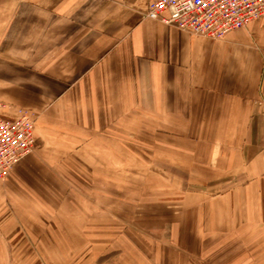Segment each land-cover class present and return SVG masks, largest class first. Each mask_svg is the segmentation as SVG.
Segmentation results:
<instances>
[{"label":"crops","instance_id":"1","mask_svg":"<svg viewBox=\"0 0 264 264\" xmlns=\"http://www.w3.org/2000/svg\"><path fill=\"white\" fill-rule=\"evenodd\" d=\"M154 1L0 0V115L36 116L34 151L0 179V264L108 246L114 264H264V17L215 40L145 18ZM141 182L166 190L157 212L178 193L174 248L131 232L77 254L107 223L74 199L130 189L134 208Z\"/></svg>","mask_w":264,"mask_h":264},{"label":"built area","instance_id":"2","mask_svg":"<svg viewBox=\"0 0 264 264\" xmlns=\"http://www.w3.org/2000/svg\"><path fill=\"white\" fill-rule=\"evenodd\" d=\"M144 17L174 25L190 35L222 40L264 17V0H155ZM34 142V115L23 110L10 118L0 115V179L34 151Z\"/></svg>","mask_w":264,"mask_h":264},{"label":"rangeland","instance_id":"3","mask_svg":"<svg viewBox=\"0 0 264 264\" xmlns=\"http://www.w3.org/2000/svg\"><path fill=\"white\" fill-rule=\"evenodd\" d=\"M35 120H36V116H35ZM165 191L166 190L162 187L149 188L147 187L146 183L141 182L140 189L137 193L139 198L137 201L132 200L135 202L136 205V207L134 208L131 205L130 189L128 191H123L124 197L126 195L128 196L127 199L124 198L122 195H119L120 197L117 200L111 198L113 195H115V193L110 190H108L107 192L112 193V195H109L108 199L100 198L97 195L99 192L96 191H93L90 194L88 192L83 195L82 194L78 195L74 199V201H76L78 203V206L81 208V210L85 212L82 213L81 215L86 216L85 219L87 220L88 218V220H91L92 222H96V223L106 222L107 228L86 230V232L88 233V235L86 236L87 243H85L82 248H79L77 250V254L84 255V253H90L91 255V253H93L95 250H99L101 248L100 246L96 245V243H99L100 239L128 238L130 237L128 234H130L131 232H134L135 234L134 233L133 234L135 236H139L142 239L156 238L157 241H159L160 243H164L163 245L166 248L167 247L174 248V246H168L170 245L171 238L173 239V237H175L174 230L171 227L170 224L171 222L169 221V219L172 217L173 214L179 211V206H180L178 200L179 197H177L179 195L175 190L171 192L172 195L170 197L172 198L170 199L172 202L170 203L171 204L170 206L172 207V212H173L172 214L157 212V210L162 209L164 205L163 203H161L163 205L160 206L157 204L158 203L157 194L164 195V193H167ZM123 201H124V206L120 204V202ZM64 202L65 199L61 200L60 205H64ZM126 205H128V207H126ZM72 215L76 216L77 218L72 217L71 219H75V221L77 220V222L80 221L79 214L76 215L72 214ZM59 217L61 220L62 215H59ZM173 217H176V215H173ZM48 218L49 217L47 215H44L43 219L45 225H49V221L47 220ZM131 227L133 229H131ZM42 235L44 239H48L51 236L46 231H44ZM146 244L147 242H144L138 247V250H140V252L143 254H146V252H144L143 250L147 251L148 248H150V245L148 247V245ZM36 247L35 246L29 247L28 253L37 254ZM49 248L53 250V246L48 245L47 247H45V251H49ZM117 248L118 251H114L112 246H108L107 249L102 252L101 256L96 258L95 256H88L87 261L84 262V264L87 263L100 264L101 262H103L104 264H114L116 261H118V259L121 258V255H119L120 253L119 250H122V247H117ZM130 248H131L130 246H127L126 251ZM64 253H68V251H65ZM39 260L40 261H38L37 264H45L44 262H42V258H40ZM12 264H36V262L13 261ZM73 264H83V263L81 261H73Z\"/></svg>","mask_w":264,"mask_h":264}]
</instances>
